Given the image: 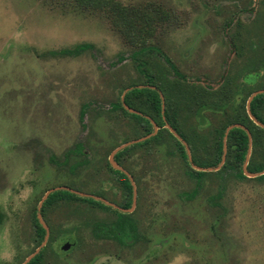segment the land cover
Returning <instances> with one entry per match:
<instances>
[{"label":"rangeland","instance_id":"rangeland-1","mask_svg":"<svg viewBox=\"0 0 264 264\" xmlns=\"http://www.w3.org/2000/svg\"><path fill=\"white\" fill-rule=\"evenodd\" d=\"M115 1L130 11L124 21L69 0H0V264H23L42 245L34 215L48 190L124 202L109 163L116 148L150 135L119 106L145 85L139 62L174 100L192 158L211 156L220 130L248 119V99L264 90V0ZM144 46L155 49L137 60ZM179 89L213 108L198 114V104L178 102ZM159 122L158 139L116 160L136 184L137 231L121 243L101 231L113 211L47 206L44 264H264V177L220 183L210 173L195 195L176 137ZM262 167L255 154L250 168Z\"/></svg>","mask_w":264,"mask_h":264},{"label":"trees","instance_id":"trees-1","mask_svg":"<svg viewBox=\"0 0 264 264\" xmlns=\"http://www.w3.org/2000/svg\"><path fill=\"white\" fill-rule=\"evenodd\" d=\"M70 3L73 4H79V5H85V6H90L93 9H99L101 11H106V10H112L115 11L118 16L120 17L118 20L124 21L129 17L128 13L130 12L127 8L122 7L117 3L115 0H69ZM113 8V9H112ZM120 8V9H119ZM119 11V12H118ZM114 16V15H113ZM125 23H128L127 21ZM94 46L92 44H81L78 45L76 49H67L66 51L63 50V53L65 54H74L78 50H90ZM155 49L153 46H144L140 50L135 51L134 55L136 59L138 58L139 55L143 53H147L148 51H151ZM147 66V63L145 61H141L138 64V67L141 69L142 73L146 77V82L145 85L143 86H138L135 85L128 90L124 96V102L125 104L129 105L131 108L134 105V101H139L141 103L140 106L136 107V110H138V113L136 112H131L128 108L125 107L123 100L120 102L119 106L120 108L127 114L132 115L135 117L138 121H141L146 125V129L148 134H152L154 131V120L152 117L150 118L151 112H154V118L155 121L162 125L166 124V120L177 130V132L182 135L185 141H188L191 144V138L187 137V135L180 129V127L177 124V110L174 108V100H171V97L169 96L168 92L165 90L164 86L159 85L158 83L155 82V77H153L147 69H144V67ZM184 94L181 93V89H179V92L181 94V98H178V102H182L185 99H188L191 102V105L198 104L196 106V112L198 114H202V111H205L206 109H212V103H207L204 102L196 93L190 92L188 89L183 90ZM199 92V91H198ZM165 95L166 102L165 106L166 109L164 110L163 107V98L162 95ZM181 99V101H179ZM201 101V102H200ZM228 102V101H227ZM225 102L222 106L223 109H225L228 105V103ZM190 104V103H189ZM263 106H264V93H261L257 95L251 102V112L252 114L259 119L260 121L264 122V119L261 117V112L263 111ZM151 111V112H150ZM246 112V110H245ZM246 119L244 116L238 117L236 119V122H241L245 125L246 127H249V131L253 135V143H254V149H253V154H252V159L249 162L248 169L251 172H261L264 171V167L258 169V170H253L250 168L252 161L254 160L255 154L261 155L264 157V128L260 127L257 125L251 118ZM240 118V119H239ZM160 119V120H157ZM249 120V122H248ZM226 130L227 128H222L220 131V137L216 141V149L213 151V154L206 159H200L199 157L194 156L193 162L197 166L201 167H206V168H216L218 167L223 160L224 156V147H225V135H226ZM169 131V129H168ZM170 134L173 137H176L171 131H169ZM158 139V135H153L149 139L144 140L143 142H139L140 144H148L149 142ZM228 142H227V156H226V161L223 164V166L216 172H210V171H199L196 170L192 167L190 160H189V154L187 151V148L185 144L179 140L176 137L177 141V146L178 150L180 152L181 157H183L184 162L186 166L188 167L189 170H187L188 175L196 180V188L193 191L195 195L199 192L200 186L202 182L206 180V177L210 173H217L220 179V183L222 181L226 180L227 178H236L238 180L242 179H248V176L245 175L244 173V165L247 159L248 151H249V145H250V139H249V133L246 129L242 127H234L233 129L230 130L228 134ZM136 144V143H135ZM131 146V145H130ZM77 149L81 152L83 149V146L81 144L77 145ZM77 149L73 150L76 151ZM131 149L129 146L120 150L116 154V160L120 159V157L123 155L124 152L127 150ZM72 151V153H73ZM81 154V153H80ZM74 155V154H73ZM113 168V167H112ZM114 169V168H113ZM121 175V179L124 182L125 187L129 190L130 195H132L133 191V186L131 183V180L128 176V174L120 169H114ZM123 176V177H122ZM264 175L258 176L255 179L258 178H263ZM223 185L221 184V189L220 193L217 196V198L221 199L222 196V190ZM185 195H188L185 193ZM72 201H81V202H86V203H91L95 204L97 207L100 208H108L112 209V206L104 204L102 201L94 198V197H89V196H84L79 193L73 192L69 189H60V190H55L50 194V196L46 199V201L43 204L42 211L45 213L46 212V207L49 205L57 204L60 202H72ZM129 204V202H128ZM116 212H119L124 216V218L127 217L128 214L122 213L118 209H114ZM124 211V210H123ZM1 220V219H0ZM34 220L35 223L38 227V236H39V241L43 242V239L45 238L46 234V229L41 225L39 222V219L37 218V214L35 213L34 215ZM45 247L40 251L38 255H36L32 260L27 263V264H37V262L41 261L43 258V254L45 251Z\"/></svg>","mask_w":264,"mask_h":264},{"label":"water","instance_id":"water-1","mask_svg":"<svg viewBox=\"0 0 264 264\" xmlns=\"http://www.w3.org/2000/svg\"><path fill=\"white\" fill-rule=\"evenodd\" d=\"M128 90H130V89H128ZM126 92H127V91H126ZM261 93H264V90L256 91V92H254V93L251 95V97H250V99H249V101H248V110H249L250 113H251V102H252V100L254 99L255 96H257L258 94H261ZM125 94H126V93H125ZM125 94H124V96H125ZM162 98H163V100H164L163 95H162ZM123 103H124L125 107L128 108L131 112H136V113H138V111H135L134 109H132L131 107H129L127 104H125V102H124V97H123ZM252 118L256 119V123H258L259 125H261V126L264 127V123L261 122L260 120H258L254 115H252ZM166 126H167V127L173 132V133H175V135H176V136H177V137H178V138H179V139L185 144V146H186V148H187V151H188V154H189V160H190V163H191L192 167H194L195 169H197V170H199V171H215V170H219V169L223 166V164H224L225 161H226V156H227V151H228L227 141H226V140H227V137H228V134H229L230 130L233 129L234 127H242V128H244V129H246V130L248 131V133H249V137H250L249 152H248L247 159H246V162H245V165H244V173H245V175L248 176V177H257V176L264 175V171H261V172H251V171L248 169V165H249V162H250V157H251V155H252V151H253V135H252V133L249 131L248 127H246L245 125H243V124H239V123H236V124H231V125L227 128V130H226V135H225V147H224V156H223V160H222V163H221L218 167H216V168H206V167H201V166H197L196 164H194V162H193V158H192L191 153H190V148H189V146H188V143H187V142L184 140V138H183V137H182V136L176 131V129L173 128L168 122H166ZM156 132H157V125L155 124V130H154V132H153L152 134H150L149 136H147V137H145V138H140V139H137V140H134V141L128 142V143H125V144H123L122 146L116 148V149L113 151V153L111 154L110 163L113 165V167H115V168H117V169H120V170H122V171H124V172L127 173L126 170H124L123 168H121V167L118 166V164H117V162H116V159H115L116 154H117L120 150H122V149H124V148H126V147H128V146H130V145H132V144L139 143V142H143L144 140L149 139L150 137L153 136V134H156ZM128 175H129V174H128ZM129 177L131 178L130 175H129ZM131 180H132L133 185H134V188H135V195H134V205H133V207H132L131 209L124 210V211H128V212H132V211L134 210L135 205H136V202H137V189H136V184H135V182L133 181L132 178H131ZM60 189H69V190H71V191H73V192L79 193V194L84 195V196H91V197H94V198H96V199H98V200H103V199H101L100 197L93 196V195H89V194L80 193V192H77V191H75V190H73V189H70V188H67V187H56V188H53V189L48 190L47 193L45 194L43 200L41 201L40 206H39V209H38V218H39L40 222L45 226V228H46V230H47V234H46L45 240L43 241V243H42V245L39 247V249H38L34 254L30 255V256L26 259V261H25L23 264H27V263H29V262L32 260V258H34L36 255H38L39 252H40V251L46 246V244H47V241H48L49 236H50V231H49V227L45 224V222H44V220H43L42 207H43V204H44V202L46 201V199L49 197V195H50L52 192H54L55 190H60ZM106 203L115 206V205L112 204V203H109V202H106ZM115 207L119 208L118 206H115ZM70 247H71V243H69V242H67V243H65V244L63 245V249H64V250H68Z\"/></svg>","mask_w":264,"mask_h":264},{"label":"flooded vegetation","instance_id":"flooded-vegetation-1","mask_svg":"<svg viewBox=\"0 0 264 264\" xmlns=\"http://www.w3.org/2000/svg\"><path fill=\"white\" fill-rule=\"evenodd\" d=\"M259 95V94H258ZM251 97V96H250ZM256 97V96H255ZM254 97V98H255ZM250 99V98H249ZM249 99H248V101H249ZM163 107H164V110H163V112L165 111V101H163ZM263 110H264V106H263ZM247 112H248V114H249V116H250V118L256 123V119H254V118H252V112L250 113L249 112V110H248V102H247ZM259 120V119H258ZM155 122L156 121H154L153 123H154V130H155ZM166 122H168L167 120H166ZM262 122V121H261ZM169 123V122H168ZM264 123V122H263ZM170 124V123H169ZM239 124H243V123H239ZM257 125H259L258 123H256ZM162 125V124H161ZM165 125V124H164ZM171 125V124H170ZM243 125H245V124H243ZM172 126V125H171ZM245 126H247V125H245ZM260 127H262V128H264L263 126H261V125H259ZM173 127V126H172ZM168 128V127H167ZM174 128V127H173ZM169 129V128H168ZM169 131H171L170 129H169ZM177 131V130H176ZM154 132V131H153ZM172 132V131H171ZM173 133V132H172ZM174 135H175V133H173ZM176 136V135H175ZM182 136V135H181ZM177 137V136H176ZM178 138V137H177ZM179 139V138H178ZM180 140V139H179ZM115 159H116V156H115ZM118 160V159H117ZM109 165H110V167L112 168L113 167V165L111 164V163H109ZM114 169H117V168H115V167H113ZM112 168V170L114 171V172H116L118 175H119V173L117 172V171H115L114 169ZM120 176V175H119ZM129 176V175H128ZM130 178V177H129ZM120 179H121V177H120ZM130 180H131V178H130ZM121 183H122V188H123V196H124V202L122 203V204H120L118 207L119 208H117V207H115V206H113V205H111V204H108V203H106V202H104V201H102V200H100V201H102L104 204H106V205H109V206H112V209H108V208H102V209H104V210H108V211H113L115 214H116V218L112 221V222H109V223H102L101 224V231H102V234L104 235V236H106V237H108L109 239H112V240H117L118 242H124V240H126L127 238H129V235L130 234H133V233H135L136 231H137V226H138V221H137V219H136V217L133 215V212H134V210L132 211V212H128V211H123V210H128V209H131L132 207H133V205H134V195H135V188H134V185H133V182H132V180H131V183H132V186H133V193H132V195H130V193H129V190L125 187V185H124V182H123V180L121 179ZM50 196V195H49ZM128 202H129V204H128ZM89 204H91V203H89ZM49 206H51V205H49ZM48 206V207H49ZM100 208V207H99ZM114 209H118L119 211H121L122 213H126V214H128L127 215V217L126 218H124V216L122 215V214H120L119 212H116ZM45 214H46V212H45ZM37 218H38V216H37ZM39 219V218H38ZM39 222H40V220H39ZM41 223V222H40ZM41 225L43 226V227H45L42 223H41ZM103 225V226H102ZM37 226V225H36ZM46 229V228H45ZM37 231H38V227H37ZM46 234H47V230H46ZM46 234H45V237H46ZM45 240V238L43 239V241ZM67 242H69V243H71L70 241H65L64 242V244L65 243H67ZM40 243H43V242H40ZM63 244V245H64ZM63 245L61 246V248H62V250H64L63 249ZM71 247H72V243H71ZM43 260V259H42ZM39 261V262H37V264H44L43 263V261Z\"/></svg>","mask_w":264,"mask_h":264}]
</instances>
